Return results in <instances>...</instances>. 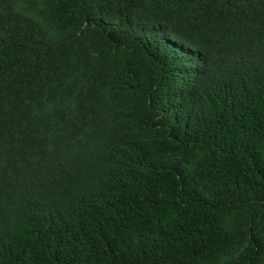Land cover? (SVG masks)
Wrapping results in <instances>:
<instances>
[{
  "label": "trees",
  "instance_id": "1",
  "mask_svg": "<svg viewBox=\"0 0 264 264\" xmlns=\"http://www.w3.org/2000/svg\"><path fill=\"white\" fill-rule=\"evenodd\" d=\"M0 264H264V0H0Z\"/></svg>",
  "mask_w": 264,
  "mask_h": 264
}]
</instances>
